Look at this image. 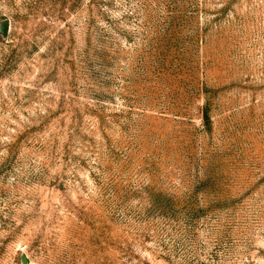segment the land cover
<instances>
[{
  "label": "rangeland",
  "instance_id": "obj_1",
  "mask_svg": "<svg viewBox=\"0 0 264 264\" xmlns=\"http://www.w3.org/2000/svg\"><path fill=\"white\" fill-rule=\"evenodd\" d=\"M2 17L0 264H264V0Z\"/></svg>",
  "mask_w": 264,
  "mask_h": 264
},
{
  "label": "trees",
  "instance_id": "obj_2",
  "mask_svg": "<svg viewBox=\"0 0 264 264\" xmlns=\"http://www.w3.org/2000/svg\"><path fill=\"white\" fill-rule=\"evenodd\" d=\"M203 91L205 93L204 100H202L199 106V117L201 119V124L209 129L211 124L210 108H211V92L208 88L204 87Z\"/></svg>",
  "mask_w": 264,
  "mask_h": 264
},
{
  "label": "water",
  "instance_id": "obj_3",
  "mask_svg": "<svg viewBox=\"0 0 264 264\" xmlns=\"http://www.w3.org/2000/svg\"><path fill=\"white\" fill-rule=\"evenodd\" d=\"M8 30V18H0V37H5ZM27 261L26 255L22 252L19 254V263L24 264Z\"/></svg>",
  "mask_w": 264,
  "mask_h": 264
}]
</instances>
